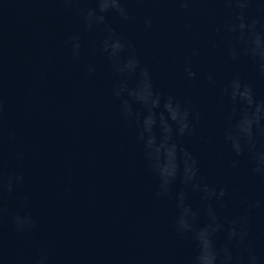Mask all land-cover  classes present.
I'll return each mask as SVG.
<instances>
[{
  "label": "water",
  "instance_id": "obj_1",
  "mask_svg": "<svg viewBox=\"0 0 264 264\" xmlns=\"http://www.w3.org/2000/svg\"><path fill=\"white\" fill-rule=\"evenodd\" d=\"M0 264H264V0H0Z\"/></svg>",
  "mask_w": 264,
  "mask_h": 264
}]
</instances>
